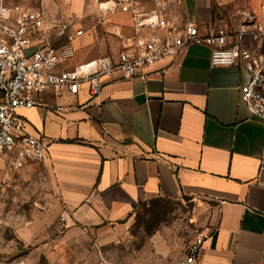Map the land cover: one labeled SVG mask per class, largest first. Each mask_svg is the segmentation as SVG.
Returning <instances> with one entry per match:
<instances>
[{
    "label": "crops",
    "instance_id": "0c3cea01",
    "mask_svg": "<svg viewBox=\"0 0 264 264\" xmlns=\"http://www.w3.org/2000/svg\"><path fill=\"white\" fill-rule=\"evenodd\" d=\"M106 1L43 0L49 21L72 22L67 35L83 30L64 67L117 59L144 35L131 12L103 10ZM138 2L154 10L159 0ZM168 14L203 33L232 34L264 21V0H182ZM211 57V46L191 44L153 66L147 80L106 77L97 98L87 88L49 92L42 98L50 107L22 111L30 133L55 142L45 161L33 162L57 196L46 221L63 214L68 225L42 242L53 246V262L87 264L96 258L93 242L123 232L140 204L187 198L204 201L209 213L200 264H264V121L240 99L247 72L214 66Z\"/></svg>",
    "mask_w": 264,
    "mask_h": 264
},
{
    "label": "built area",
    "instance_id": "2783aa9c",
    "mask_svg": "<svg viewBox=\"0 0 264 264\" xmlns=\"http://www.w3.org/2000/svg\"><path fill=\"white\" fill-rule=\"evenodd\" d=\"M181 3L159 0L158 8L145 10L138 0L102 2L103 10L131 12L138 33L144 35L129 39L117 59L101 57L64 67L76 55L72 39L83 30L67 35L72 22H52L42 8L0 0V160L9 158L14 167L25 168L50 155L54 140L30 133L22 115V111L34 107H50L42 98L44 94L78 95L87 88L91 98H97L107 84L106 77L147 80L153 66L177 56L191 44L211 46L214 66L233 65L247 72L240 99L252 116L264 121V21L232 34L223 28H209L203 33L197 23H180L168 14L172 4ZM101 22L107 20L102 18ZM63 35L67 41L56 43ZM55 109L62 111L63 107L57 105ZM208 236L206 232L196 235L177 264H200Z\"/></svg>",
    "mask_w": 264,
    "mask_h": 264
},
{
    "label": "rangeland",
    "instance_id": "374dc122",
    "mask_svg": "<svg viewBox=\"0 0 264 264\" xmlns=\"http://www.w3.org/2000/svg\"><path fill=\"white\" fill-rule=\"evenodd\" d=\"M4 1L30 8L43 2ZM35 164L17 168L9 158L0 160V264H58L50 259L53 246L42 242L63 235L68 225L63 214L55 224L46 221L57 196L49 175ZM206 206L187 198L140 204L123 232L105 243L93 242L96 258L86 263L177 264L192 239L210 226Z\"/></svg>",
    "mask_w": 264,
    "mask_h": 264
},
{
    "label": "trees",
    "instance_id": "16d2710c",
    "mask_svg": "<svg viewBox=\"0 0 264 264\" xmlns=\"http://www.w3.org/2000/svg\"><path fill=\"white\" fill-rule=\"evenodd\" d=\"M53 36H55V34H54ZM64 39H66L65 41H67V37H66L65 35L61 36V37L56 41V43L65 42V41H63Z\"/></svg>",
    "mask_w": 264,
    "mask_h": 264
}]
</instances>
